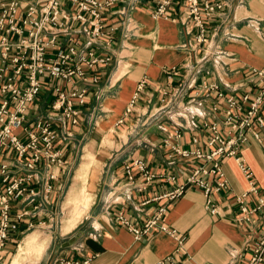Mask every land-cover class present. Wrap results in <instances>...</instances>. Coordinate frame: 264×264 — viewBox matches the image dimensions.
I'll use <instances>...</instances> for the list:
<instances>
[{"label": "crops", "instance_id": "1", "mask_svg": "<svg viewBox=\"0 0 264 264\" xmlns=\"http://www.w3.org/2000/svg\"><path fill=\"white\" fill-rule=\"evenodd\" d=\"M156 1L112 0L101 11L100 34L91 46L109 55V60L88 70L98 78L87 88L79 122L67 125L69 133L62 126L58 129L55 146L60 161L39 162L31 170V195L12 201V214L22 209L27 213L9 232L0 264H9L12 248L37 220L38 209L55 203L54 197L64 188L78 184L82 194L86 190L87 205L73 226L67 227L70 218L61 225L59 243L50 239L38 264H65L61 262L65 259L84 264L85 258L91 264H157L170 253L177 264H243L248 258L264 228V210L253 212L249 219L241 217L236 196L249 187V180L235 156L222 157L227 187L213 191L210 201L196 186L185 188L174 199L166 192L202 163L175 153L172 146L198 145L206 150L208 133L203 123L218 121L225 133L222 108L226 96L254 87L253 68L264 65V0H229L210 24L208 55L204 46L190 45L192 36L179 19L183 0L173 4L167 16L153 14ZM63 7L71 11L75 5L63 1ZM77 35L80 48L87 50L88 34L79 31ZM66 41L68 35L60 39ZM3 61L0 57V66ZM43 79L46 85L28 113L31 121L45 116L55 97L54 81ZM62 82L65 88L72 85ZM206 82L217 83V88L202 87ZM213 104L218 108L214 110ZM193 116L196 127L190 126ZM195 136L197 142L192 140ZM170 153L172 163L168 162ZM237 154L251 170L258 194L264 195V141L247 132ZM135 157L144 159L156 174L142 183L144 178L135 170L142 188L128 185L124 171V163ZM169 174H175L176 180L169 179ZM258 194L246 196L249 207ZM158 206H165L162 219L176 230L180 243L157 226L137 238L117 219L122 212L132 224L141 226ZM30 241L31 248L35 247L32 236L16 245L22 251Z\"/></svg>", "mask_w": 264, "mask_h": 264}, {"label": "built area", "instance_id": "2", "mask_svg": "<svg viewBox=\"0 0 264 264\" xmlns=\"http://www.w3.org/2000/svg\"><path fill=\"white\" fill-rule=\"evenodd\" d=\"M63 1H69L75 7L68 11L63 7ZM111 1L0 2V57L4 60L0 66V257L9 232L17 227L18 220L27 213V209H22L12 214V201L31 195V188H28L33 175L31 170L39 162L44 160L46 164H52L60 161V153L55 146L58 129L62 126L67 133V125L79 122L80 107L86 100L87 88L98 78L96 74L88 73V70L93 69L98 62L109 60V55L100 54L91 44L100 34L101 11ZM177 1L157 0L153 14L167 16L169 8ZM228 1L183 0L180 22L192 36L193 42L190 45L204 46L206 55L210 53L209 48L212 46L209 36L210 24L215 16L222 14ZM79 31L88 34V49L85 51L79 46ZM64 35H68V41L61 43L60 39ZM253 70L255 78L252 89L226 96L222 108L225 133L220 130L218 121H208L203 123L208 133L206 150L198 145L192 148L172 146L175 153L183 157H196L202 163L193 168L183 182L166 192L170 199L176 198L185 188L196 186L203 190L207 201H210L213 191L227 187L221 167L222 157L235 156L249 180V187L236 196L242 211L241 217L249 219L253 212L264 210V195L258 194L259 186L252 178L251 170L237 154L240 144L246 140L247 132L259 142L264 141V65ZM43 77L54 81L55 97L46 115L31 121L28 113L42 87L46 85ZM62 80L72 85L65 88ZM202 87L217 88V83L206 82ZM217 108V105L213 104V109ZM190 126H198L194 116L190 119ZM192 140L197 142L198 138L195 136ZM169 157L168 162L172 163L171 153ZM209 161L210 164H207ZM135 170L144 178L142 183L156 175L142 158L135 157L126 161L124 171L128 179L127 184H134L138 188L143 185L136 182ZM168 177L172 181L176 180L175 174H169ZM249 193L258 194L252 207L245 201ZM164 211L165 206H158L141 226L132 224L122 212L118 213L117 219L132 230L137 238L157 226L160 230L174 235L180 243L181 238L176 230L163 221ZM236 256L237 252H232L233 260ZM61 262L70 264L71 260L65 259ZM83 263L91 264L90 258H85ZM157 264L177 263L170 253L159 259ZM243 264H264V228Z\"/></svg>", "mask_w": 264, "mask_h": 264}, {"label": "rangeland", "instance_id": "3", "mask_svg": "<svg viewBox=\"0 0 264 264\" xmlns=\"http://www.w3.org/2000/svg\"><path fill=\"white\" fill-rule=\"evenodd\" d=\"M74 163H77V160ZM76 186V188L70 190L64 188L60 194L57 193L54 197V202L57 200L55 203L48 206H41V208L38 209L39 217L33 222V225L29 229L21 233L18 239L20 246L25 238L30 237L31 239L32 236L35 247L31 248L30 241V245L20 251L19 246L17 247L16 245L18 242H16L9 254V259L7 261H10L9 264H38L37 260L49 240L51 239L53 244L59 243L60 235L58 232L60 231L61 225L66 222L67 218H70L67 222V227L70 228L73 226L82 214L84 210L83 207L86 206L88 202V195L85 193L86 190L83 189V195L81 193V185L78 184ZM55 234H57V236H55ZM50 235L52 237H50ZM17 254L18 256L13 258Z\"/></svg>", "mask_w": 264, "mask_h": 264}]
</instances>
